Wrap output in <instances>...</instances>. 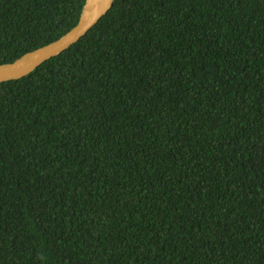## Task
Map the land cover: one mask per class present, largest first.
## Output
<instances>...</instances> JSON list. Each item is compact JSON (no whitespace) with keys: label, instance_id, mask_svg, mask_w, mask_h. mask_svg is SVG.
<instances>
[{"label":"trees","instance_id":"1","mask_svg":"<svg viewBox=\"0 0 264 264\" xmlns=\"http://www.w3.org/2000/svg\"><path fill=\"white\" fill-rule=\"evenodd\" d=\"M84 0H0V64ZM0 264H264V0H114L0 82Z\"/></svg>","mask_w":264,"mask_h":264},{"label":"water","instance_id":"2","mask_svg":"<svg viewBox=\"0 0 264 264\" xmlns=\"http://www.w3.org/2000/svg\"><path fill=\"white\" fill-rule=\"evenodd\" d=\"M114 0H84L77 23L59 38L0 64V82L21 78L84 36L104 16Z\"/></svg>","mask_w":264,"mask_h":264}]
</instances>
